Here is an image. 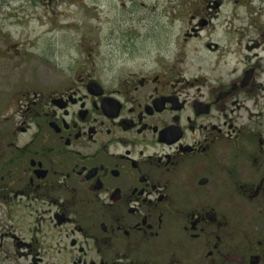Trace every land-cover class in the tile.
Listing matches in <instances>:
<instances>
[{
	"label": "flooded vegetation",
	"instance_id": "af4514ba",
	"mask_svg": "<svg viewBox=\"0 0 264 264\" xmlns=\"http://www.w3.org/2000/svg\"><path fill=\"white\" fill-rule=\"evenodd\" d=\"M226 2L127 38L120 76L78 51L0 82V264H264V0Z\"/></svg>",
	"mask_w": 264,
	"mask_h": 264
},
{
	"label": "rangeland",
	"instance_id": "374dc122",
	"mask_svg": "<svg viewBox=\"0 0 264 264\" xmlns=\"http://www.w3.org/2000/svg\"><path fill=\"white\" fill-rule=\"evenodd\" d=\"M221 1L230 5L228 0H0V44L6 43L14 56L11 62L0 63V82L12 80L21 88L28 76L37 87L47 70L73 66L78 51L93 55L99 69L105 70L104 77L120 76L127 68V38L140 50L148 49L152 41L165 43L182 33L196 6ZM253 14L242 7H226L218 18L214 11L204 17L224 37L237 33L243 24L239 18H247L243 26L253 34L249 25ZM234 17H239L233 22L236 28L229 31L225 21Z\"/></svg>",
	"mask_w": 264,
	"mask_h": 264
}]
</instances>
